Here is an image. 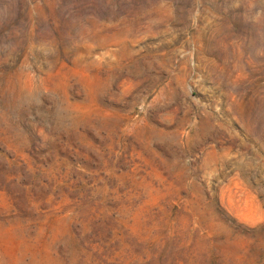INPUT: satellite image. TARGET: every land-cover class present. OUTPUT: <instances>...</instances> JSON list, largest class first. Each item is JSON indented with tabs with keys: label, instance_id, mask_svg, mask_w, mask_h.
<instances>
[{
	"label": "rangeland",
	"instance_id": "rangeland-1",
	"mask_svg": "<svg viewBox=\"0 0 264 264\" xmlns=\"http://www.w3.org/2000/svg\"><path fill=\"white\" fill-rule=\"evenodd\" d=\"M0 264H264V0H0Z\"/></svg>",
	"mask_w": 264,
	"mask_h": 264
}]
</instances>
